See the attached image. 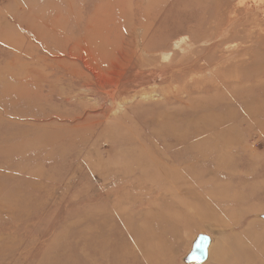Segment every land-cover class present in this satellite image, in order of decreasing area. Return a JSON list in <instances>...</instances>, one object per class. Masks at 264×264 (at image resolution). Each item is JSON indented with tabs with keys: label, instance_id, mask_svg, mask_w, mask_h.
Masks as SVG:
<instances>
[{
	"label": "rangeland",
	"instance_id": "obj_1",
	"mask_svg": "<svg viewBox=\"0 0 264 264\" xmlns=\"http://www.w3.org/2000/svg\"><path fill=\"white\" fill-rule=\"evenodd\" d=\"M263 2L0 0V264H264V126L237 120L234 154L211 167L189 155L180 171L147 169L165 164L164 128L192 144L231 132L214 125V98L259 105L264 68L214 62L246 46L220 36L229 25L264 36ZM182 36L214 62L178 82L164 72L182 53L149 60L143 47ZM186 85L191 107L172 98Z\"/></svg>",
	"mask_w": 264,
	"mask_h": 264
},
{
	"label": "bare ground",
	"instance_id": "obj_2",
	"mask_svg": "<svg viewBox=\"0 0 264 264\" xmlns=\"http://www.w3.org/2000/svg\"><path fill=\"white\" fill-rule=\"evenodd\" d=\"M264 3V2H263ZM262 8H264V4L259 6V10H261ZM229 31H224L221 32L220 36H226L228 34V32H233L234 34H240L242 36V38H240V40L242 41V44H245L246 46H243V48H241L238 56H229L226 53H224L223 51L220 50V55L217 57V62L212 61L211 59L208 61V57H204L201 59V57L203 56L202 54H198L194 53V51H191L190 54H193L194 57L191 58L192 56L186 51V49L183 47V43H185L187 37H180V38H176L173 43L171 45H167L165 40H158L156 43L154 42L153 44H148L145 45V43L143 42L142 45L145 47H143L144 49V54L146 55V57L150 60L155 56V53H160L161 57L163 59H171L174 55L177 54V50H179V52L182 53V57L180 58V60L175 64V67H179L178 69H174V67H172L171 71H170V76L168 74H166L164 72V74L168 77H171V72H174V81H178L180 82L182 77L187 74L190 71H197L199 69H202L203 67H206L208 65H210L211 63H215L221 65V64H225V67H234V68H238V69H247V67H245L248 63L252 62V68L253 70H249L251 71V77L254 74H259L262 72V69L264 68V65H262L261 67L258 66H254L255 62H262L264 63V36L263 34H259V35H253L250 31H247L246 29H236L235 27H233L232 25L228 26ZM222 30V29H221ZM142 32V31H141ZM220 44L218 45L221 46V44H223V42H219ZM238 45V44H237ZM257 46H260L259 48H255ZM237 47V46H236ZM235 47V48H236ZM220 48V47H219ZM225 48V47H224ZM233 49V48H232ZM262 50L260 51V53H258V51L256 50ZM230 55H232V53H230ZM132 57V56H131ZM239 57L240 60L233 62L234 60H232V58H236ZM138 58V57H137ZM171 61V60H169ZM138 63V62H137ZM167 68H165L166 70ZM163 70V71H165ZM142 72V71H141ZM191 78V77H190ZM172 79V78H171ZM191 80V79H190ZM244 78L237 76L235 79L234 78H230V79H225L222 78L220 81V85H222L223 87V92H226L229 89H232L231 92H237V90L235 89L236 85L243 82ZM254 81H256V79H254ZM185 89V90H184ZM236 91H235V90ZM171 90V89H170ZM175 90V94L172 95V98H178L181 104H184L186 106L191 107L190 102L188 101L191 96V88L189 87V85H186L183 87L182 91L179 92V89H174ZM217 90V88L215 89ZM234 90V91H233ZM118 88L115 90V92H113V94H116V92H118ZM258 91H260V94L262 96V99H259V105L255 106L254 108H247L244 107V105L240 104V100L238 99L237 94L234 96L232 101H236L232 104V102L229 103V105H219V99H215L213 101H210V105L212 106V112L216 115L215 121H214V125H217V121L216 119L218 118V124H223L225 121H230L232 123L229 124L228 126L231 128V132H228L227 130H223L224 132V139L221 140L220 143H215V145H210L212 144L213 141H207V140H199L196 141L197 144H192L193 143V139H197L195 133H179V132H171L169 131L167 128H164V132L163 135L161 136V140L162 142L158 145L159 149H157V153L159 152L160 157H159V162L165 161V164L161 165L157 164L155 167H153L152 169L147 167V169H150L151 172L153 173H158V172H177L180 171V165L181 163V159L184 160H188V156H192L194 158L198 157V160L204 159L202 160L201 163L197 162L199 165L196 166V169L203 167V164L207 167H211V163H212V159L216 158V157H223V155H229L230 158L232 157V155L234 153H229V154H223L224 151H229V149H232V147L235 144V136L234 133L236 131V128L238 126V121L237 120H241V118H245L247 125L249 126L248 128L251 127V124L254 123L256 121L259 122L258 124H260V126H264V99H263V95H264V87L256 89V92L254 93V95H257V98L259 96V94L257 93ZM226 95L230 94H223L221 97H219L220 99L226 98ZM240 96V95H239ZM227 100L230 98H226ZM194 103V101L192 102ZM233 106H232V105ZM145 108V106L143 107ZM147 111V109H146ZM150 115V114H148ZM147 115V116H148ZM163 116V115H162ZM214 116V115H213ZM165 117V116H163ZM177 118L176 124L180 125V126H186L187 122L193 121L192 118L190 117H184L183 119H179L178 115L177 117H175L174 119ZM240 125V124H239ZM206 130V127L201 128V132H204V130ZM177 145H181L180 147H175ZM156 149V148H154ZM191 150H197V153H190ZM233 159V158H232ZM157 162V159H156ZM208 162V164H206ZM174 163H176V165H174ZM188 167V166H187ZM187 167H185V169H187ZM215 169L219 172L225 171L226 167L223 164H218ZM183 170V167H182ZM238 253H244L242 251V249H236L234 248Z\"/></svg>",
	"mask_w": 264,
	"mask_h": 264
}]
</instances>
